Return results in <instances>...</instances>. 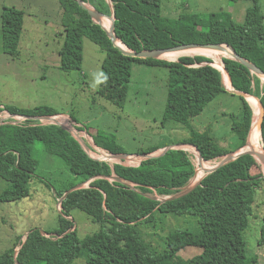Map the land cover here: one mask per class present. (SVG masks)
<instances>
[{
  "label": "trees",
  "instance_id": "16d2710c",
  "mask_svg": "<svg viewBox=\"0 0 264 264\" xmlns=\"http://www.w3.org/2000/svg\"><path fill=\"white\" fill-rule=\"evenodd\" d=\"M98 11L116 16V35L130 50L168 49L182 44H228L247 60L264 71V14L255 3L247 9L243 23L237 22L228 11L202 15H183L171 18L164 14L163 0H84ZM237 1V0H231ZM64 10V44L60 67L64 71H81L84 62V40L89 38L105 52L103 77L99 94L112 104H126L134 64L160 66L170 69V88L163 124L174 121L183 125L190 137L183 144L201 152L205 161H214L246 146L254 119L252 106L240 97L239 115H231L234 149L220 144L211 130L200 132L193 120L220 95L227 94L223 73L211 65L205 56H184L178 62L138 59L126 56L117 48L103 27L75 0H60ZM25 24V11L4 6L2 38L4 53L16 58ZM235 89L260 98L264 104V82L236 60L223 59ZM206 63L207 65H203ZM197 65H201L198 66ZM203 65V66H202ZM230 80V78H229ZM231 82V80H230ZM11 115H58L48 107L31 110L0 107V113ZM59 117V116H55ZM61 118V117H59ZM62 119V118H61ZM66 120L68 118L65 117ZM65 120V121H66ZM83 130V129H79ZM94 138L95 144L112 154L127 153L122 146L105 138ZM264 143V123L262 128ZM41 142L50 154L63 158L78 183L88 187L72 192L62 203L58 227L32 230L26 241L18 238L15 244L0 254V264H73L85 259L87 264H253L244 248V231L254 215L259 190L264 185L263 173L253 174L258 161L246 154L236 161L207 175L189 195L162 203L154 197H169L187 187L196 174V166L187 151L174 149L166 155L141 162L139 166L111 164L90 157L77 139L64 128L39 121L0 123V177L8 176V186L0 195L2 203L17 202L30 196L31 181L40 161L35 145ZM165 147L143 150L137 154L155 153ZM200 160V159H199ZM205 163L200 160V166ZM3 175V176H2ZM118 176L124 182L112 180ZM95 178V179H94ZM54 187L58 199L77 185ZM161 199V198H159ZM81 210L100 226L99 232L81 239L72 212ZM193 216L201 230L170 233L169 249L155 252L143 239L139 226L155 221L156 213ZM44 230V229H43ZM57 236V237H56ZM264 247V214L261 216V235ZM203 249L201 255L184 260L179 254L187 247ZM19 248L16 256L17 249Z\"/></svg>",
  "mask_w": 264,
  "mask_h": 264
},
{
  "label": "rangeland",
  "instance_id": "374dc122",
  "mask_svg": "<svg viewBox=\"0 0 264 264\" xmlns=\"http://www.w3.org/2000/svg\"><path fill=\"white\" fill-rule=\"evenodd\" d=\"M255 3L264 14V0H163V11L171 18H179L182 14L206 17L209 13L224 10L230 12L237 22L243 23L247 9L253 7ZM4 6H15L25 11L20 53L14 59L3 50L1 16ZM63 13L60 0H0V107H17L25 110L37 107L51 108L59 113L55 116L61 117L63 121L66 120L65 117L68 118L67 124H62L77 127L78 130L83 129L76 132L86 143L91 144L92 150H106L98 148L94 142L93 137L102 136L106 141L115 139L128 154L183 144L182 141L190 137V132L174 121L163 124L171 83L170 69L134 64L125 106L120 108L112 104L99 94L103 77L102 63L106 54L92 40L89 38L84 40V62L81 71L68 72L61 69L59 52L65 40L62 28ZM199 55L212 59V65L223 72L225 86L229 88L225 69L224 71L220 69L223 59L228 56L218 53L212 55L210 52L208 54L201 52ZM262 79L264 82V78ZM231 85L235 88L233 83ZM228 92L229 95L223 94L216 98L201 116L193 120V125L200 132L211 129L223 147L234 149L235 137L231 132L233 124L231 115L240 114L242 101L239 96L229 90ZM250 101L255 112L256 105L252 99ZM258 117L255 115L254 124ZM0 119V123L26 121L12 117L8 111L1 112ZM259 139L263 145L262 133ZM186 151L196 166V174L187 185L192 187L198 183L195 179L201 168L200 156L196 148L195 151ZM89 152L94 157L100 156L91 150ZM35 155L39 158L40 165L30 184V196L17 202L0 201V254L12 247L20 236H22L20 241H25L27 234L32 230L56 229L62 206L59 205L60 199L55 195L52 186H67L80 180L72 175L63 158L50 154L41 142L35 145ZM222 159L203 160L211 166L200 171L199 176H206V170L216 166ZM123 163L136 166L139 164V158ZM252 171L253 174L264 173V165L259 161ZM7 179L8 176L0 177V195L8 186ZM85 186L87 187L88 183ZM263 214L264 185L259 190L254 215L243 234L247 257L258 258V262L253 264H264V247L258 244ZM68 218L73 220L81 239L100 230L99 224L93 222L90 216L81 210L73 211L72 216ZM155 218L151 223L141 224L139 230L143 239L157 253H164L169 249L167 237L170 233L180 230L195 233L201 230L198 219L193 216L158 212ZM202 252V248L190 246L179 255L184 260H189L201 255ZM73 264L87 262L80 258Z\"/></svg>",
  "mask_w": 264,
  "mask_h": 264
},
{
  "label": "water",
  "instance_id": "95a60500",
  "mask_svg": "<svg viewBox=\"0 0 264 264\" xmlns=\"http://www.w3.org/2000/svg\"><path fill=\"white\" fill-rule=\"evenodd\" d=\"M75 1L80 5V7H82L85 11H87L89 13V15L91 16L92 20L95 23H97V24H99V25H101L103 27V29L107 32V34H108L109 38L111 39V41L113 42V44L117 48H119L123 52V54H125L126 56H129V57H132V58H138V59L165 60L164 56L167 55V54L178 52V51H183V50L195 49V48H206V49L217 50V51H226V52L229 53V55H230L229 58L230 59L236 60L237 62L241 63L242 65L247 67L256 76H258L260 78H264V71L261 68H259L253 62H251V61L247 60L246 58L240 56L236 52V50L234 48H232L228 44H194V43H192V44H182V45H178L176 47H172V48H168V49H153V50L146 49V50H143V51H140V52L132 51L127 46H125L126 47V49H125V48H123V47H121L120 45L117 44V41L119 40V38L116 35V16H115V10H114V8L112 6L111 0H108V1L110 2L111 6H112V15H106V14L98 11L92 5H90L89 3H86L84 0H75ZM103 18H108V19H110L112 21V24H111L109 29L106 28L103 25V23H102V19ZM224 69H225L226 73L228 74V76H229V78H230V80L232 82L233 80H232V77L230 76L228 70L226 68H224ZM230 92H232V94H234V95L243 97L245 99L248 96H250V95H248V94H246L244 92H240V91H237L235 89L231 90ZM253 97L256 98L258 100V102H259L260 115H259V120L257 122V127L262 132L263 123H264V104H263V102H262V100L260 98H258L256 96H253ZM11 116L12 117H19V118H22L24 120H29V121H39L42 125H47V124L58 125V126L64 128L69 133H71L77 139V141L82 145V147L85 149V151L87 153L90 150V147L88 146V144L86 143L84 138L82 136L78 135V133L76 132V129H74L71 126H66V125L62 124L61 122H59V121H52V118H54L55 116H50V115H46V116L11 115ZM11 123L18 124L19 122H11ZM253 128H254V123H253L251 131L249 133V137H248V141H247L246 146L244 148H242V149L237 150L236 152H231L228 155H226L225 157H223V159L216 166L206 170L207 175H209V174L217 171L218 169H220V168H222V167H224V166L236 161L238 158H240L241 156L246 155V154L252 155L253 157L256 158L257 161H260L264 165V144H263V154H258L251 148L248 149V150L245 149L248 146H250V138H251V135H252ZM186 145L187 144L170 145V146H167V147L163 148L160 153H156L155 152V153H147V154H128V153L111 154L109 156V158L112 159V160H116V161H128V160L133 159V158H139V165H140L141 162H143L145 160L162 157V156L166 155L171 150H174V149L185 150L183 147L186 146ZM187 146H193V145H187ZM199 156H200V160L203 161L204 158H203V156H202L200 151H199ZM263 175H264V173H263ZM112 180L117 181V182H124L118 176L112 177ZM201 181H199L196 185H194L192 187L187 186V187L183 188L182 190H180L179 193H177L175 195H172V196H169V197H166V198H162V199H159L158 197H154V199H156V200L158 199L162 203L180 199L182 197H185V196L189 195L191 192H193L201 184ZM87 183L90 184V181L87 182ZM85 184L86 183H78L77 185H75L74 187L69 189L67 191V193L64 195V197L60 199L59 205L62 206L63 201L72 192L86 188ZM60 214H62V211H60ZM75 229H76V225L74 224V228L71 229L67 233L73 232ZM30 233L31 232H29L27 234V237L30 235ZM41 233L44 236H47V237H50L52 235V234L48 235L47 232L45 230H43V229H41ZM27 237H26V239H27ZM18 251L16 252V256L18 254ZM17 264H20V263L17 262Z\"/></svg>",
  "mask_w": 264,
  "mask_h": 264
},
{
  "label": "bare ground",
  "instance_id": "6f19581e",
  "mask_svg": "<svg viewBox=\"0 0 264 264\" xmlns=\"http://www.w3.org/2000/svg\"><path fill=\"white\" fill-rule=\"evenodd\" d=\"M102 23H103V25L106 28L109 29L110 26H111V24H112V21L110 19H108V18H103L102 19ZM117 44L126 49L125 45L120 40L117 41ZM200 52H204V53H207V54L210 52V53H212V55L215 54V53H218V54H222L224 56L230 57L229 53L226 52V51H217V50H211V49H206V48H195V49L183 50V51H178V52H174V53L167 54V55L164 56V59L169 60V58H170L172 60H179L181 57H184V56H196V55L200 54ZM169 61H171V60H169ZM223 63L221 64V68L220 69H222L224 71L225 64H223ZM224 73H225V76H226V79H227V83H228L229 88H232V85H231V82L229 80L228 74L226 73V71H224ZM250 97H253V96H250ZM255 103H256L255 100H253V104L254 105H255ZM256 112L257 113L255 115L256 116H259L260 115V106H259L258 100H257V109H256ZM52 119H54L55 121H59L61 123L67 124L66 121H63L59 117H54ZM258 120H259V117L257 118V121ZM257 121L254 124V128H253L252 135H251V138H250V146H248L245 149L248 150V149L251 148L256 153L263 154V145L261 144L260 139H259V136H260L261 131L257 127ZM186 149L195 151L194 149L189 148V147H186ZM210 164H211V162H210ZM210 166L211 165H209L206 162L201 165V168H199L198 173H197V176H196V179H195L197 182L201 181L202 178L205 177L204 175L202 177L199 176L200 171H203V170H205L206 168H208Z\"/></svg>",
  "mask_w": 264,
  "mask_h": 264
},
{
  "label": "built area",
  "instance_id": "2783aa9c",
  "mask_svg": "<svg viewBox=\"0 0 264 264\" xmlns=\"http://www.w3.org/2000/svg\"><path fill=\"white\" fill-rule=\"evenodd\" d=\"M99 148V147H98ZM101 149V148H100ZM186 150H188V149H186ZM90 151V150H89ZM88 151V154L90 155V157H92L93 159H95V160H98V161H108V160H110L111 162L113 161L114 162V160H111L110 158H109V156L111 155V153L108 151V150H102V151H97V150H91V152H95V153H98L100 156L99 157H94V156H92L91 154H90V152ZM198 153V152H197ZM198 155H199V153H198ZM106 156H108V157H106ZM194 163V162H193Z\"/></svg>",
  "mask_w": 264,
  "mask_h": 264
},
{
  "label": "crops",
  "instance_id": "0c3cea01",
  "mask_svg": "<svg viewBox=\"0 0 264 264\" xmlns=\"http://www.w3.org/2000/svg\"><path fill=\"white\" fill-rule=\"evenodd\" d=\"M15 7V6H14ZM17 8V7H16ZM18 9H20V8H18ZM183 15H185V14H182L181 16H183ZM2 17V16H1ZM24 26H25V24H24ZM62 28H63V30H64V27L62 26ZM23 31H24V29H23ZM22 34H23V32H22ZM21 39H22V37H21ZM21 43V42H20ZM201 53V52H200ZM199 55V54H198ZM197 56V55H196ZM191 57H194V56H191ZM171 61H177V60H171ZM224 78V77H223ZM262 79V78H261ZM262 81H263V79H262ZM233 82V81H232ZM232 84V83H231ZM233 89H235L233 86H232V88H228V87H226V90L228 91H231V90H233ZM236 90V89H235ZM228 95H229V92L227 93ZM237 96V95H236ZM240 97V96H239ZM247 101L250 103V105L252 106V103H251V99H252V102H253V100H255V105H256V108H255V112H256V109H257V100L255 99V98H253V97H250V96H248L247 98ZM253 109V108H252ZM255 112H254V109H253V113H254V119H253V123H254V120H255ZM262 133V132H261ZM263 139V138H262ZM264 144V143H263ZM162 151V149H160V150H158L156 153H159V152H161Z\"/></svg>",
  "mask_w": 264,
  "mask_h": 264
},
{
  "label": "clouds",
  "instance_id": "9594fccd",
  "mask_svg": "<svg viewBox=\"0 0 264 264\" xmlns=\"http://www.w3.org/2000/svg\"><path fill=\"white\" fill-rule=\"evenodd\" d=\"M203 65H207L206 63H204ZM202 65V66H203ZM212 65V64H211ZM198 66H201V65H197V67ZM218 69V68H217ZM221 71V70H220ZM222 72V71H221ZM223 73V72H222ZM10 114V113H9ZM11 115V114H10ZM53 116H55V115H53ZM77 123V122H76ZM74 128V127H73ZM74 129H76V131L78 130V128L76 127V128H74ZM79 131V130H78ZM88 144V143H87ZM90 143L88 144V146L90 147ZM185 148V147H184ZM186 149V148H185ZM90 150H92V148L90 147ZM182 150V149H181ZM184 151H186V150H184ZM199 153V152H198ZM112 154V153H111ZM112 160V159H111ZM205 161V160H204ZM105 162H109V163H111L112 165L113 164H124L123 162H126V161H121V163H120V161H116V160H114V163H113V161L111 162L110 160H108V161H105ZM125 165V164H124ZM128 166H132V165H128ZM136 166H139V164L138 165H136ZM206 177V176H205ZM88 187V186H87Z\"/></svg>",
  "mask_w": 264,
  "mask_h": 264
}]
</instances>
